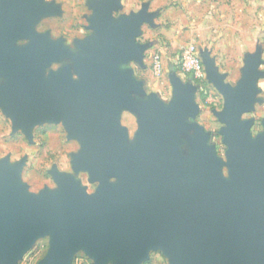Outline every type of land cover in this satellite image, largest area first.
<instances>
[{
  "label": "water",
  "instance_id": "water-1",
  "mask_svg": "<svg viewBox=\"0 0 264 264\" xmlns=\"http://www.w3.org/2000/svg\"><path fill=\"white\" fill-rule=\"evenodd\" d=\"M120 0L92 5L90 29L95 46L81 47L75 71L43 78L44 69L60 58L61 46L46 43L30 30V16L46 12L34 0L0 2V106L29 139L34 126L62 121L69 139L81 144L74 171L88 172L100 184L88 196L71 176L53 172L58 189L24 196L18 183L21 164L0 162V264H15L34 241L50 234V249L40 264H71L78 249L95 264H140L148 251L161 250L170 264H264V133L249 140V122L238 123L254 102L257 62L251 60L235 90L223 83L208 51L199 56L208 80L222 94L219 114L229 147L232 180L222 179L220 162L198 130L191 139L193 157L179 159L178 137L184 118L194 114L192 89L172 80L174 99L155 98L142 106V127L134 148L125 146L126 130L115 110L128 107L124 89H136L116 64L141 59V48L129 45L143 23L155 14L146 7L113 23ZM30 41L20 50L14 40ZM258 54L255 55V57ZM258 58V56H257ZM110 179L118 181L108 185Z\"/></svg>",
  "mask_w": 264,
  "mask_h": 264
},
{
  "label": "rangeland",
  "instance_id": "rangeland-1",
  "mask_svg": "<svg viewBox=\"0 0 264 264\" xmlns=\"http://www.w3.org/2000/svg\"><path fill=\"white\" fill-rule=\"evenodd\" d=\"M96 0H34V3L46 10L45 13L30 16V30L42 36L46 43L39 50L61 46L63 55L52 61L44 69L43 78L57 75L67 67L73 82H80L75 71V58L85 56L81 47L87 43L95 46V32L90 29L93 17V2ZM219 1L218 18L207 20V39L197 33H190L193 20L171 19L160 22V14L154 15L150 22L143 23L139 34L130 46L143 49L139 61L130 60L116 64V69L125 74L136 89H124L130 97L128 107H119L117 114L118 127L127 133L125 146L135 147L136 136L142 127V106L155 98L165 105L174 99L172 80L177 79L183 87L192 89L194 114L184 118L185 131L178 137L176 150L181 161L187 162L193 157L191 139L199 130L205 137L206 146L220 162L222 179L232 180L227 166L229 147L224 143L221 129L225 125L219 114L224 111L225 100L222 94L208 80L207 74L202 79H195L181 71L179 56L181 50L191 41L200 51L212 50L216 56L214 68L223 83L235 90L242 79L243 71L251 60H256L258 77L253 85L255 91L252 107L238 118V123L249 122V140L256 142L264 133V0H235L238 9L232 6V0ZM234 1V0H233ZM1 2V0H0ZM150 0H124L120 10L113 15V23L117 25L120 18L138 13L143 6L148 10ZM223 4V6H222ZM232 6V7H231ZM170 7H178L173 2ZM148 13V12H147ZM209 22V23H208ZM192 35V36H191ZM30 39H16L9 48L20 50ZM258 54L255 57V55ZM210 58L211 53L209 52ZM157 57L160 72L154 73L153 59ZM7 83L0 77V86ZM81 144L76 139H69L62 121L34 126L28 139L20 129L13 130L12 118L3 112L0 106V162L6 160L8 166L21 164L18 183L25 188L24 196H39L42 191L53 194L58 185L52 177L53 172L71 176L88 196L97 194L100 184L90 182L87 171H74L73 157L78 155ZM118 183L110 179L108 185ZM50 234L37 238L32 246L26 249L15 264H40L50 249ZM111 258L106 264H114ZM71 264H95L92 258L85 255L82 249L74 254ZM140 264H170L161 250H149L147 258Z\"/></svg>",
  "mask_w": 264,
  "mask_h": 264
},
{
  "label": "crops",
  "instance_id": "crops-1",
  "mask_svg": "<svg viewBox=\"0 0 264 264\" xmlns=\"http://www.w3.org/2000/svg\"><path fill=\"white\" fill-rule=\"evenodd\" d=\"M123 2L124 0L119 1L120 8ZM173 2H176L178 7H170ZM219 5V1L216 3L214 0H150L147 12L155 15L160 14V22L166 19L171 20L176 18L193 20V28H191L190 33L192 35L193 33H197V35H201L202 38L207 39L209 38L205 32L208 27L207 20L218 18V13L223 12V8H220ZM232 6L235 7V10L238 9V4H236L235 0H232ZM115 13L113 12L112 16ZM200 48V51H203L204 47ZM208 50L211 53V57L216 61L214 52L210 48Z\"/></svg>",
  "mask_w": 264,
  "mask_h": 264
},
{
  "label": "built area",
  "instance_id": "built-area-1",
  "mask_svg": "<svg viewBox=\"0 0 264 264\" xmlns=\"http://www.w3.org/2000/svg\"><path fill=\"white\" fill-rule=\"evenodd\" d=\"M154 73L160 72V63L157 57L153 59ZM179 65L182 72L191 75L195 79H202L205 71L199 56V50L195 43L191 42L184 47L179 56Z\"/></svg>",
  "mask_w": 264,
  "mask_h": 264
},
{
  "label": "clouds",
  "instance_id": "clouds-1",
  "mask_svg": "<svg viewBox=\"0 0 264 264\" xmlns=\"http://www.w3.org/2000/svg\"><path fill=\"white\" fill-rule=\"evenodd\" d=\"M262 86H264V85H262Z\"/></svg>",
  "mask_w": 264,
  "mask_h": 264
}]
</instances>
